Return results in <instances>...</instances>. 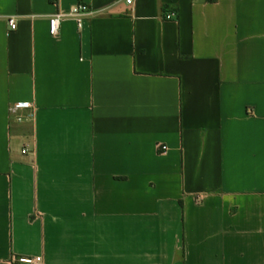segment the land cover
<instances>
[{"label":"crops","instance_id":"1","mask_svg":"<svg viewBox=\"0 0 264 264\" xmlns=\"http://www.w3.org/2000/svg\"><path fill=\"white\" fill-rule=\"evenodd\" d=\"M20 256L264 264V0H0V264Z\"/></svg>","mask_w":264,"mask_h":264},{"label":"built area","instance_id":"2","mask_svg":"<svg viewBox=\"0 0 264 264\" xmlns=\"http://www.w3.org/2000/svg\"><path fill=\"white\" fill-rule=\"evenodd\" d=\"M133 0H126L128 4H131ZM93 12L87 3H78L68 13H58L49 19V32L52 36H56L59 33L61 23L68 18L75 19L78 23L83 22L84 18L92 15ZM176 17L175 12H168L165 15L166 20H172ZM9 30L14 31L17 29L16 17H10L7 20ZM10 114L13 116L15 122L22 123L24 121H31L34 117V106L28 101H17L10 105ZM165 149V147H162ZM28 152L26 149L23 153ZM18 264H42L41 256H20L14 259Z\"/></svg>","mask_w":264,"mask_h":264}]
</instances>
